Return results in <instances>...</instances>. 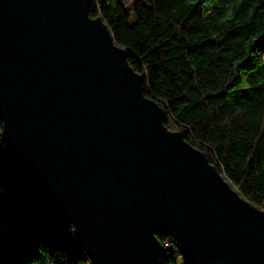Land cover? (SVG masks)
I'll use <instances>...</instances> for the list:
<instances>
[{
    "label": "water",
    "instance_id": "obj_1",
    "mask_svg": "<svg viewBox=\"0 0 264 264\" xmlns=\"http://www.w3.org/2000/svg\"><path fill=\"white\" fill-rule=\"evenodd\" d=\"M92 0H0L9 167L91 264H264V209L168 129Z\"/></svg>",
    "mask_w": 264,
    "mask_h": 264
},
{
    "label": "trees",
    "instance_id": "obj_2",
    "mask_svg": "<svg viewBox=\"0 0 264 264\" xmlns=\"http://www.w3.org/2000/svg\"><path fill=\"white\" fill-rule=\"evenodd\" d=\"M128 62L144 75L168 129L206 153L248 201L264 209V0H92ZM9 193L0 191V264H89L69 227L19 182L2 142ZM172 264H188L158 235Z\"/></svg>",
    "mask_w": 264,
    "mask_h": 264
},
{
    "label": "rangeland",
    "instance_id": "obj_3",
    "mask_svg": "<svg viewBox=\"0 0 264 264\" xmlns=\"http://www.w3.org/2000/svg\"><path fill=\"white\" fill-rule=\"evenodd\" d=\"M121 1L126 6L127 10L130 12V14H133L134 4H135L136 0H121ZM0 191H2L4 193H9V188H8V186L6 184V181H5V178H4V175H3V162H2L1 157H0ZM6 222H7V218H3L0 221V228H3L5 226V224H6ZM165 246L167 248H168V246L170 247V245L168 243H166ZM89 264H91V262Z\"/></svg>",
    "mask_w": 264,
    "mask_h": 264
},
{
    "label": "built area",
    "instance_id": "obj_4",
    "mask_svg": "<svg viewBox=\"0 0 264 264\" xmlns=\"http://www.w3.org/2000/svg\"><path fill=\"white\" fill-rule=\"evenodd\" d=\"M74 230H75V229H74V227H73V226H69V231H70V233H71V234H73V233H74Z\"/></svg>",
    "mask_w": 264,
    "mask_h": 264
}]
</instances>
